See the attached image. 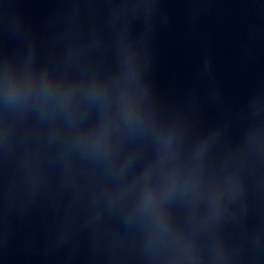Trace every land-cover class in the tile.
Instances as JSON below:
<instances>
[{
	"label": "water",
	"instance_id": "95a60500",
	"mask_svg": "<svg viewBox=\"0 0 264 264\" xmlns=\"http://www.w3.org/2000/svg\"><path fill=\"white\" fill-rule=\"evenodd\" d=\"M0 264H264V0H0Z\"/></svg>",
	"mask_w": 264,
	"mask_h": 264
}]
</instances>
